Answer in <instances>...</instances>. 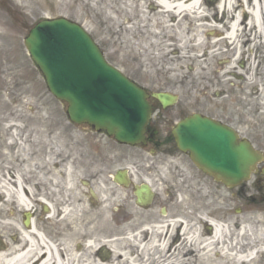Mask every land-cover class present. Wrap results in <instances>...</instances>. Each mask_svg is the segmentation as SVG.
<instances>
[{
  "label": "rangeland",
  "instance_id": "rangeland-1",
  "mask_svg": "<svg viewBox=\"0 0 264 264\" xmlns=\"http://www.w3.org/2000/svg\"><path fill=\"white\" fill-rule=\"evenodd\" d=\"M106 1L108 3L109 0H93L89 3L90 8H85L79 15L75 13L77 19L74 18V20L89 29L107 60L131 79L142 85H151L180 96V84L185 74V66H193L194 71H198L201 63L196 62L192 52L187 61H182L180 47L173 44L174 39L170 38V35L179 33L185 35V32L188 33L190 28L189 34L193 35L196 32L193 19L185 16L182 18V22L176 25L178 19L174 20L169 16L167 27H170L165 28L164 35L159 30L155 32V36L154 30H149L146 27L139 28L137 26L131 30L125 29L121 25L116 27L104 23L105 20L101 14L108 8ZM136 2H134V6L137 4ZM113 5L110 4L109 7L113 8ZM215 5L203 7L206 11L205 14L210 19L209 22H200V25L203 24L202 32L205 37H209L208 34L212 31L210 27H206V23L213 26L211 21L216 16ZM72 6L75 9L76 3H72ZM144 7L148 17H153L154 12L150 10L147 2ZM262 8L264 12V0ZM12 11H20V8L9 0H0V133H6L4 139L7 144L12 146L17 143L16 152L19 153L24 147L14 135L19 133L17 129L22 128L24 122L30 121L31 123L30 117L36 121L38 116H42L46 131L50 132L48 141L45 140L46 136H44L43 148H40L43 149L41 162L45 161L42 162V165L46 164L45 167L42 166L47 178L46 182H41L39 172L31 171L32 166H29V171L22 175V178L26 177V187H29L31 194H33L30 212L37 227L44 230L43 232L47 235H53L56 231V228L49 225L45 220L44 202L50 205L56 214L57 209L66 208L72 203L71 192L82 191L83 198L88 199L86 204L89 206L92 204L90 193L95 189V184L101 188L102 192L106 191L107 193V190L114 188L110 177L117 170L126 169L131 173L133 172L134 185L140 184L145 179L149 181L150 187L156 195V205L160 203L159 201L169 200L167 204L163 205L167 209L168 217L171 214L173 216L178 214L184 217L186 221L196 222L198 223V231L206 235L208 232L205 224L210 221V218L221 228L229 225L231 233L222 241L219 248L228 247L227 251L230 254L232 253L230 248L233 245L231 237L237 238L236 234L240 233L242 227L245 236L239 240L240 244L243 245L239 254H246L251 250L246 245L249 242L248 237H254L257 232L264 235V188L257 191L251 190L249 187L226 189L217 185L209 176L198 172L186 157L181 155L174 157L150 156L148 148L120 146L103 134L93 133L85 125L74 126L70 124L67 120L66 104L57 101L48 94L41 74L31 62L23 43L26 31L20 24L19 16H14L15 13ZM134 11L137 14L136 8ZM81 16H83L82 19H80ZM218 17L220 14H217L215 18ZM216 26L218 31H215L214 37L221 38L226 32V27L221 22ZM143 31L152 35L153 38L148 39L143 35ZM255 37L264 40V33H256ZM142 40L145 41L144 44H142ZM188 46L191 49L194 48L193 44ZM175 49L177 52H174ZM223 50L224 48H222V53H226ZM229 50L228 53L231 51ZM194 71L193 74L188 73L191 79H196ZM44 117H50L47 119L50 124L45 121ZM51 126L56 129L54 130V137L57 138L54 139V144L51 137ZM26 135L28 136V132ZM10 137L11 143H8ZM23 140H26L25 136H22ZM27 147L28 149L32 148L30 145ZM32 149L28 153V165H31L30 161H36L33 155L36 153V149ZM57 154L60 162L59 169H47L49 165L52 167V162ZM40 163L37 162L38 165ZM12 165L14 166V164ZM141 169L143 172H139ZM48 170L51 172L58 171L56 177H51V172ZM136 172H139L142 179L136 177ZM51 178H53L52 181ZM119 189L117 190L118 201L132 205L130 200H133V186L127 189ZM100 194L96 192V200L109 198L105 194L104 196H100ZM249 195L252 198L261 196L263 198L252 203L248 200ZM38 198H44L42 199L43 203H35L34 200ZM181 200L184 205L178 203ZM5 209L9 213L14 211V215L10 219L17 221L18 225L23 228V215L17 203L11 200ZM115 209H118L117 214L120 216L126 207H120L117 204L111 210L114 211ZM200 218L203 219V224L199 223ZM5 234V241L12 244L16 235L14 231L9 230ZM244 238L246 239L244 240ZM188 258L191 259L189 264H202L203 262L204 264L207 262L214 264L224 261L220 255H216L215 251L210 256H203V259L198 257L196 260V257L193 256ZM256 258L258 264H264V253L257 255Z\"/></svg>",
  "mask_w": 264,
  "mask_h": 264
},
{
  "label": "bare ground",
  "instance_id": "bare-ground-1",
  "mask_svg": "<svg viewBox=\"0 0 264 264\" xmlns=\"http://www.w3.org/2000/svg\"><path fill=\"white\" fill-rule=\"evenodd\" d=\"M92 1L78 0L77 4L80 8L89 6ZM134 1H137L136 17L134 16L135 6H132ZM138 1L109 0L108 3L106 1L108 8L106 7L107 10L102 13L105 20L103 22L111 26L124 25L126 29L131 30L135 26L146 27L149 30L158 27L161 34H164L165 28L170 27H167L169 16L174 20L178 19L176 25L180 24L185 16L194 15L197 20L207 17L201 0ZM146 2L156 11L151 18L144 10ZM262 3L263 0H222L218 7L219 19H214L215 23L211 22L213 26L206 25V27L216 28L220 22L224 23L226 34L218 40H229L232 45L236 44V40L245 38L255 40L256 33L264 32ZM110 4L116 6L110 8ZM246 6L249 8L248 11ZM196 27L194 35L179 33L170 35V38L176 40L179 47L183 45V40H196L200 45L202 40H205L201 33L202 25L199 24ZM214 33L215 30L211 34ZM143 35L148 39L153 38L145 31ZM9 156L8 151H3L0 153V161H5ZM94 187L95 189L92 190L94 197L95 192H99L100 195L105 194L109 198H103L100 202L92 201V204L87 206L88 199L83 198V192H77L74 188L77 193L71 192L73 200L66 208L57 209L55 214L54 209L48 205V216L44 217L49 225L56 228V231L53 235H47L33 220L31 227L27 230L21 228L17 221L10 219L14 211L10 213L6 211L8 202L14 200L22 212H30L33 194L31 190L23 187L21 171L14 172L5 166L2 167L0 170V245L8 249L0 250V264H189L191 260L189 256L196 257V260L198 257L203 259V256L212 255L213 251L224 260L214 264H230L229 261L232 262L231 264H258L253 251L239 254L243 246L239 240L245 236L242 227L240 233L236 234L237 238L231 237L233 245H231L232 253L230 254L227 251L228 247L219 248L222 241L231 233L229 225L221 228L213 222L212 232L206 235L198 231L196 222L162 219L159 221L161 225L154 230L152 225L158 220L151 216L152 213L149 211L138 210L131 204L118 201V187L114 186L107 190V193L102 192L96 184ZM42 199L44 198L34 202L41 203ZM181 203L184 205L183 201ZM117 204L126 207L120 218L116 217L111 210ZM202 220L200 218V224L203 223ZM174 229H178L177 242H175L177 236L173 235ZM9 230H13L16 234L12 244L7 243L5 239L2 241ZM133 232L136 233L133 234ZM248 239L249 242L246 245L249 249L258 247L261 250L260 254L264 253L262 233L257 232L254 237H248ZM83 241L86 243L83 249L80 251L73 249L76 242ZM98 246L106 247L109 252L108 259L103 260L98 256L96 251Z\"/></svg>",
  "mask_w": 264,
  "mask_h": 264
},
{
  "label": "flooded vegetation",
  "instance_id": "flooded-vegetation-1",
  "mask_svg": "<svg viewBox=\"0 0 264 264\" xmlns=\"http://www.w3.org/2000/svg\"><path fill=\"white\" fill-rule=\"evenodd\" d=\"M9 1L15 6L19 5L20 11H12V13H15L14 16L16 17L19 16L21 19L20 24L26 34L43 20L64 18L77 22L74 20V18L77 19L75 13L79 15L85 9L83 6L80 8L78 6L79 9H77V5L74 9L72 3H76V0ZM82 18L83 16L80 17V19ZM87 30L89 31V29ZM183 41L184 43L180 48L181 60L187 61L192 52L196 62L201 63L200 67L198 71H194L193 66H185V74L180 84L181 94L180 96L177 95L176 104L162 108L158 101L151 97L148 98L151 117L145 130L147 143L142 147H148V151L154 156L173 155L175 152L171 134L173 126L192 115H199L231 132L238 142L248 144L264 158V40H236L237 47H230L227 43L214 44L218 40H202V44L193 49L189 48L188 45H197L196 40ZM144 42L142 40V44ZM222 48L226 53H222ZM193 71L196 79H191L188 74H193ZM135 74L137 73L135 72ZM141 87L148 95L155 92H168L151 85ZM51 128V137L54 144V138L55 140L57 138L54 137V130L56 129L54 126H51ZM35 130L37 131L38 144L35 147L36 153L33 155L34 159L36 158V161L40 163L43 153V149L40 148H43L44 136H46L45 140L48 141L50 132L46 131L44 120L36 125ZM5 135L6 133H0V153L8 151L10 156L5 161H0V170L5 166L9 170H14V172L21 171V182L24 187H26V177L22 178V175L27 173L29 166L33 167L32 171L39 172L40 176L44 177L45 171L42 166L45 167L46 164L42 165V162L45 161H42L40 165L36 161H30L31 165H28V153L33 149L27 152V141L24 140L25 148L17 153L16 147L6 146L8 144L7 141L5 142ZM32 135L34 134L32 133ZM10 142L9 139L8 143ZM58 159L57 154L52 162V167L49 165L47 169H58L60 166ZM139 172H143V170L141 169ZM139 172L137 173L139 174ZM217 184L224 186L220 182ZM248 186L252 189L264 187V160L255 167V172ZM159 202L156 205L155 198H153L149 206L138 207L139 210L149 211L152 213L151 216L158 220L156 224L152 225L153 228L160 226L159 221H162V219L177 220L176 218H178V214L174 216L171 214L168 217L167 212L163 213V205L168 202ZM158 208L159 211H157ZM164 208L166 209V207ZM122 216L120 215L118 218ZM135 233L133 232V234ZM173 235L177 236L175 238V242H177L179 239L178 229H174ZM73 249H75V244ZM96 251L99 256L98 247ZM108 257L109 255L106 258Z\"/></svg>",
  "mask_w": 264,
  "mask_h": 264
},
{
  "label": "water",
  "instance_id": "water-1",
  "mask_svg": "<svg viewBox=\"0 0 264 264\" xmlns=\"http://www.w3.org/2000/svg\"><path fill=\"white\" fill-rule=\"evenodd\" d=\"M25 45L49 92L68 104L71 122L105 130L121 144L143 142L149 118L145 93L105 62L79 26L64 20L40 23ZM154 97L169 103L161 94ZM214 128L194 116L180 122L173 135L179 150L188 151L199 169L227 186H236L249 177L259 158L248 147L233 145L232 139L225 141ZM116 181L125 184L124 175L117 176ZM142 191L149 196L146 187H141L136 194L139 202Z\"/></svg>",
  "mask_w": 264,
  "mask_h": 264
}]
</instances>
